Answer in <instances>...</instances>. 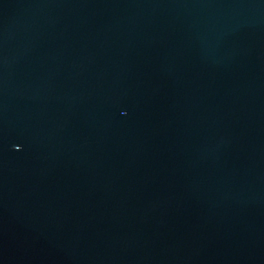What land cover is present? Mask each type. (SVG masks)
<instances>
[{
  "label": "water",
  "instance_id": "95a60500",
  "mask_svg": "<svg viewBox=\"0 0 264 264\" xmlns=\"http://www.w3.org/2000/svg\"><path fill=\"white\" fill-rule=\"evenodd\" d=\"M0 264H264V0H0Z\"/></svg>",
  "mask_w": 264,
  "mask_h": 264
}]
</instances>
